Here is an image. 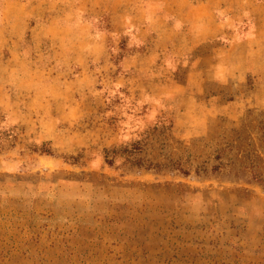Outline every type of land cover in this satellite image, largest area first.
Segmentation results:
<instances>
[{"label":"rangeland","instance_id":"rangeland-1","mask_svg":"<svg viewBox=\"0 0 264 264\" xmlns=\"http://www.w3.org/2000/svg\"><path fill=\"white\" fill-rule=\"evenodd\" d=\"M47 9L35 65H0V264H264V116L181 136L126 38L53 43Z\"/></svg>","mask_w":264,"mask_h":264},{"label":"crops","instance_id":"crops-1","mask_svg":"<svg viewBox=\"0 0 264 264\" xmlns=\"http://www.w3.org/2000/svg\"><path fill=\"white\" fill-rule=\"evenodd\" d=\"M1 3L0 52L7 50L8 55L4 59L0 53V65L11 63L12 71L19 70L20 63L34 66L39 58L35 51H43L46 33L39 29L35 3H44L49 13L43 19L53 43L73 39L79 43L77 49L88 50L85 43L91 40V49L100 50L117 35L120 40L126 38L131 50L123 60L125 68L154 73L156 91L179 102L173 129L181 136L207 134L219 117L242 122L252 112L264 116V0ZM103 17L109 27L98 30L95 21ZM168 64L176 68L170 84L158 71ZM14 76L23 84L33 82L32 75ZM4 85L0 80L1 91ZM7 104L8 97L0 92V106Z\"/></svg>","mask_w":264,"mask_h":264}]
</instances>
